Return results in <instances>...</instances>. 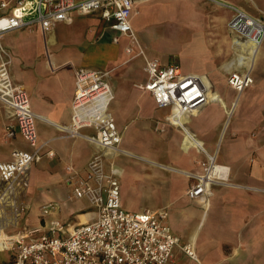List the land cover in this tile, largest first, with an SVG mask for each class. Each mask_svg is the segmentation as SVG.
Here are the masks:
<instances>
[{"label":"crops","instance_id":"1","mask_svg":"<svg viewBox=\"0 0 264 264\" xmlns=\"http://www.w3.org/2000/svg\"><path fill=\"white\" fill-rule=\"evenodd\" d=\"M223 1L264 19V0ZM131 7L129 22L144 57L163 66L176 64L182 74L199 78L206 88V104L178 123L172 119L173 107L158 109L138 86L147 79L144 58L130 59L129 40L112 30L98 11H72L45 40L36 25L5 34L2 42L10 56L12 81L28 94L38 117V142L45 144L42 159L27 173L20 216L25 223L17 233L9 228L6 234L10 239L38 238L51 221L74 226L94 217L85 201L69 199L65 173L69 165L83 174L97 150L65 130L71 123L74 72L84 69L110 75L109 112L121 135L119 148L130 155L108 153L104 160L106 172L120 183L122 209L138 212L141 201L150 197L158 205L152 212L165 213L171 234L181 244L194 246L200 264L264 259L259 255L264 254V40L251 54L252 44L238 42L228 29L232 11L208 0H131ZM165 34L169 44L158 43ZM152 40L157 41L155 46ZM244 54L248 63L237 62ZM233 71H248L252 78L240 94L227 84ZM7 125L16 130L0 103V161L10 160L14 147L29 151L17 132L13 147L4 143ZM155 125L163 131H154ZM80 133L95 134L92 128ZM209 158L227 167L228 175L211 187L207 200L189 199L186 191L194 183L192 177L202 174L201 164ZM50 202L60 211L41 217L39 207ZM169 264L196 263L175 248Z\"/></svg>","mask_w":264,"mask_h":264},{"label":"built area","instance_id":"2","mask_svg":"<svg viewBox=\"0 0 264 264\" xmlns=\"http://www.w3.org/2000/svg\"><path fill=\"white\" fill-rule=\"evenodd\" d=\"M212 5L232 11L228 29L238 42H249L259 47L264 40V19L252 17L242 8L223 0H208ZM83 14L98 11L101 18L118 35L129 40L128 55L144 58L147 79L139 88L150 94L156 107H173L172 119L178 123L185 114H191L207 102L205 85L192 75L181 73L178 65H160L147 60L129 17L131 0H1L0 1V103L7 118L15 125L4 129L5 142L20 136L28 150L14 147L10 160L0 161V241L6 231L18 225L23 211L27 187V173L33 163L43 157L44 143L38 142L37 116L30 107L28 94L12 81L10 56L3 46L5 34L36 25L42 38L56 24L68 20L72 11ZM117 42V37L113 38ZM136 47V49H134ZM227 84L240 94L252 84L250 73L231 72ZM113 93L108 72L77 69L74 72V94L71 102V123L65 130L70 136H81L93 143L97 150L86 164L83 174L71 166L65 167L69 199L85 201L94 211L90 222L74 226L51 221L45 233L38 238L14 236L9 242L8 264H169L175 248L191 261L200 264L194 246L181 244L171 234L165 213L149 210L127 212L121 207L120 183L105 170L108 153L120 155L121 135L117 130L109 105ZM83 128H92L93 136L81 134ZM163 131L156 127V131ZM48 156L53 153L49 151ZM214 159L202 163L203 172L192 177L195 182L187 189L189 199L209 198L211 187L223 182L228 168L219 166L216 176L207 184L206 174L215 170ZM227 168V170H226ZM55 202L39 207L45 217L56 212ZM56 232L60 236H56Z\"/></svg>","mask_w":264,"mask_h":264},{"label":"rangeland","instance_id":"3","mask_svg":"<svg viewBox=\"0 0 264 264\" xmlns=\"http://www.w3.org/2000/svg\"><path fill=\"white\" fill-rule=\"evenodd\" d=\"M142 17H141V15H138L137 17H136V19L137 20H139V23L141 22H143L144 20H142L141 19ZM169 41H170V39L168 38V36L165 34L164 35V37H162V38H160L159 39V41H158V43H165V44H169ZM155 42V40H152V43H154ZM157 42V41H156ZM156 42L154 43V44H152V45H156ZM172 44H174L175 46L176 45H178L179 46V44H177V42H173ZM46 46L48 47V43L46 44ZM144 50V49H143ZM129 57H130V59H133V58H135V57H132V56H130L129 55ZM185 68H187V66L186 65H184V69ZM186 70V69H185ZM108 79L110 80V75L108 76ZM141 85V84H140ZM139 86V85H138ZM156 127H157V125H155L154 126V131H156ZM157 131H160V130H157ZM2 139H3V141H4V143H6L5 142V135H4V131H3V134H2ZM12 141V140H11ZM11 141L9 142L10 144V146L11 147H13L12 146V143H11ZM194 182H195V180H194ZM148 199H150V197H147ZM148 199H146V198H144L142 201H141V203H140V208H139V210H138V212H141V211H144V210H149V211H152L153 209H155L158 205H155V203H152L151 202V200H148ZM87 204V203H86ZM88 205V204H87ZM73 209H75V210H77V208L78 207H76V205L75 204H73ZM59 209H60V207H59ZM57 210V211H60V210ZM59 213H61V212H59ZM23 215H24V213H23ZM66 214L65 213H61V216H62V218H65L64 216H65ZM22 218V219H21ZM19 220L21 221V224L19 225V227H17V226H15L14 228L12 227L11 229H14V230H12L13 232H18L19 231V228H21L22 226H23V224L25 223V220H24V218L23 217H21ZM9 242H10V235L9 234H7L6 235V238L5 239H3L2 241H0V264H8L9 263V260H10V253H9ZM261 257H263L264 256V254L263 253H260L259 254ZM251 264H264V259H261V258H259V259H253V260H251Z\"/></svg>","mask_w":264,"mask_h":264},{"label":"bare ground","instance_id":"4","mask_svg":"<svg viewBox=\"0 0 264 264\" xmlns=\"http://www.w3.org/2000/svg\"><path fill=\"white\" fill-rule=\"evenodd\" d=\"M255 46H253V44H252V52H251V54H253L254 53V50H255V48H254ZM47 52V51H46ZM236 57H237V55H236ZM238 58V60H237V62H242V63H248V59H247V55L246 54H244L243 56H238L237 57ZM247 69H249L250 70V68H247ZM80 137V136H79ZM125 154H127V155H130V153H126V152H124ZM214 166H215V170L213 169H211L210 171H209V173L208 174H206V176L208 177L207 178V184H209L210 183V181L216 176V171L219 169V166H221V165H218V164H213ZM226 170H227V168H226ZM186 175V174H185ZM204 199H206L207 200V198H204Z\"/></svg>","mask_w":264,"mask_h":264}]
</instances>
